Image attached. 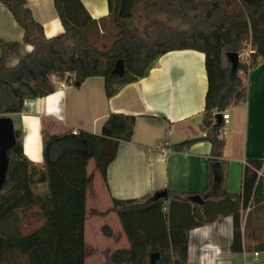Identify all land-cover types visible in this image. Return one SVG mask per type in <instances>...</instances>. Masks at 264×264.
<instances>
[{"label": "trees", "instance_id": "1", "mask_svg": "<svg viewBox=\"0 0 264 264\" xmlns=\"http://www.w3.org/2000/svg\"><path fill=\"white\" fill-rule=\"evenodd\" d=\"M115 33L111 43L98 48L87 29L97 23L80 0H53L63 31L46 37L32 16L26 0H0L23 32L21 43L0 39V116L20 113L23 101L55 91L52 77L73 80L79 87L88 77L100 76L106 97L145 77L161 55L193 49L204 54L207 91L202 125L212 151L208 158L207 185L196 194L202 205L188 200L194 193L168 188L165 198L145 195L133 199L110 197L111 207L93 211L115 213L128 247L111 252L118 264H186L188 233L226 216L232 217L230 251H242V212L264 215V177L256 170L264 164L249 160L242 167L241 191L226 189V166L220 160L223 140L217 131L222 123L213 117L247 101L248 75L264 61V0H107ZM249 41L247 61L239 59L235 71L228 52L238 55ZM18 59L8 66L10 58ZM123 60V75L113 72ZM78 83V85H76ZM135 117L110 113L100 134L72 131L55 135L41 132L43 163L38 167L22 151L21 129L14 127L15 144L8 151L9 164L0 190V264H85L86 193L88 161L95 164L102 185L106 170L116 156L118 144L132 138ZM192 140L167 145L173 152L189 148ZM41 186H45L41 189ZM35 207L42 219L36 229L23 233L21 213ZM253 208V209H252ZM105 235L111 234L102 226ZM264 250V247H261Z\"/></svg>", "mask_w": 264, "mask_h": 264}, {"label": "crops", "instance_id": "2", "mask_svg": "<svg viewBox=\"0 0 264 264\" xmlns=\"http://www.w3.org/2000/svg\"><path fill=\"white\" fill-rule=\"evenodd\" d=\"M80 2L89 16L97 20L87 29L92 42L113 33L107 0ZM26 6L42 25L46 37L63 31L53 0H26ZM22 36V29L0 3V39L20 42L21 52L25 54L32 47L22 43ZM17 61L12 57L7 65L14 66ZM54 78V92L33 99V106L27 110L9 114L14 127L21 129L24 156L38 167L43 163V129L55 135L72 130L100 134L112 112L135 117L131 140L118 144L116 156L107 166L108 189H104L99 175L102 191L93 192L88 173L85 237L90 221L92 245L96 249L90 256L91 264H118L110 255L117 248L128 247L122 227L115 213L100 216L93 215V211L110 208V197L133 199L166 188L196 194L207 185V163L212 145L204 137L207 130L202 125L207 91L204 54L193 49L167 52L154 61L145 77L122 86L109 98L100 76L86 78L79 87H60V80ZM226 110L229 119L220 137L223 140L220 160L226 166L227 191L239 193L243 165L249 160L264 161V61L249 72L247 101ZM185 140H192V143L182 152H162L158 147L163 142L175 144ZM246 215L247 210L241 217V252L230 251L232 217L226 216L189 231L186 264H264L261 248L264 247V215L252 212L249 219ZM102 226H108L111 234L105 235ZM105 243L110 245V250L101 258L97 248ZM255 252L258 254L254 255Z\"/></svg>", "mask_w": 264, "mask_h": 264}, {"label": "water", "instance_id": "3", "mask_svg": "<svg viewBox=\"0 0 264 264\" xmlns=\"http://www.w3.org/2000/svg\"><path fill=\"white\" fill-rule=\"evenodd\" d=\"M227 58L231 64V70L235 71L240 59V56L234 52H228ZM113 72L119 76L123 75V60H116L113 68ZM78 85V83L76 84ZM216 123H221V114L216 113L214 115ZM15 144V134H14V123L9 115L0 116V190L5 182L6 172L9 164L8 151ZM166 192L161 190L153 194L154 199L165 198ZM188 200L192 203L202 205L204 200L198 194L190 195ZM158 257V253H152L150 255L151 264H155V260Z\"/></svg>", "mask_w": 264, "mask_h": 264}, {"label": "rangeland", "instance_id": "4", "mask_svg": "<svg viewBox=\"0 0 264 264\" xmlns=\"http://www.w3.org/2000/svg\"><path fill=\"white\" fill-rule=\"evenodd\" d=\"M113 33H115V30H113ZM113 33L105 36L103 39H99L98 41L95 42L96 46L98 48H104L107 47L112 39H113ZM250 47V43L249 41H246L245 44V48L244 50L241 52L240 56L242 59V61H247L248 57H249V52L247 51ZM247 51V52H246ZM54 79H58V78H54ZM224 129L226 130V127H224ZM88 173L91 176V182H90V188L92 189L93 192L98 193V191H102L101 190V184H100V180H99V173L98 171L95 169V164L93 162V160L91 158H89V165H88ZM45 186H41V189H44ZM36 212V208L35 207H31L28 208L27 210H25L24 212L21 213V230L23 233H28L34 229H36L37 227H39L42 223V219L35 215ZM245 214V213H244ZM114 225L117 224L116 220H114ZM111 225V224H110ZM113 225V226H114ZM91 223L90 221H88V233L85 237V241L87 242V244L85 245V251H86V256L87 258L85 259V264H91V254H93L95 252V248L93 244V239L91 238ZM264 236V235H262ZM110 244V242H109ZM110 245H107V243L100 245L99 248H97V250L100 252V257L103 258L104 255L106 254V252H108L110 250ZM117 247V246H115Z\"/></svg>", "mask_w": 264, "mask_h": 264}, {"label": "built area", "instance_id": "5", "mask_svg": "<svg viewBox=\"0 0 264 264\" xmlns=\"http://www.w3.org/2000/svg\"><path fill=\"white\" fill-rule=\"evenodd\" d=\"M240 56V55H239ZM241 58V56H240ZM73 84V80L71 78L69 79H62L58 82V85L60 87H65L67 85H72ZM34 104V101L33 99H26L23 101V109L22 111L24 110H27L29 108H31ZM221 114V127L218 129L217 131V135L218 137H221V135H223L225 133V129H224V125L228 122V119H229V114L227 112V110H224L223 112L220 113ZM213 121L214 123H216L214 117H213ZM78 131L77 130H72V134H77ZM204 137L207 136V131L204 132ZM167 145L168 143L167 142H163L162 144H160L158 147L161 148V151L162 152H165V151H170L168 148H167ZM256 173H257V177L260 178V177H264V167H261L259 170H256ZM258 252H255L254 255H257Z\"/></svg>", "mask_w": 264, "mask_h": 264}]
</instances>
